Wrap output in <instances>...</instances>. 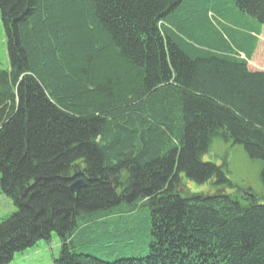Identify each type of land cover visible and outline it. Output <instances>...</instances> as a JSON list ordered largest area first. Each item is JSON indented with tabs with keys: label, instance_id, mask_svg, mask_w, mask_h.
Returning <instances> with one entry per match:
<instances>
[{
	"label": "trees",
	"instance_id": "trees-1",
	"mask_svg": "<svg viewBox=\"0 0 264 264\" xmlns=\"http://www.w3.org/2000/svg\"><path fill=\"white\" fill-rule=\"evenodd\" d=\"M0 17V264L52 232V264H264V196L178 189L234 186L201 160L213 139L264 184V0H0Z\"/></svg>",
	"mask_w": 264,
	"mask_h": 264
},
{
	"label": "rangeland",
	"instance_id": "rangeland-1",
	"mask_svg": "<svg viewBox=\"0 0 264 264\" xmlns=\"http://www.w3.org/2000/svg\"><path fill=\"white\" fill-rule=\"evenodd\" d=\"M5 38V29L0 17V69L8 68ZM252 60L253 63L258 61L264 66V27L258 36L255 52L249 62L252 63ZM201 160L220 166L225 172L226 179L234 186L229 187L225 183L218 184L215 182V177H211L205 182H195L184 174H180L178 189L182 196L189 194L207 195L218 190L232 194L239 189H250L251 194H256L260 198L264 196V184L259 177L262 162L249 159L240 145L224 142L221 139H213L208 151L201 156ZM258 202L262 203L264 199H259ZM14 211L15 208L11 200L0 192V220ZM59 250V238L56 233L52 232L48 240H39L34 246L15 253L9 264H52L53 260L59 256Z\"/></svg>",
	"mask_w": 264,
	"mask_h": 264
},
{
	"label": "water",
	"instance_id": "water-1",
	"mask_svg": "<svg viewBox=\"0 0 264 264\" xmlns=\"http://www.w3.org/2000/svg\"><path fill=\"white\" fill-rule=\"evenodd\" d=\"M83 185V181L81 179H76L69 185V189L72 192H76Z\"/></svg>",
	"mask_w": 264,
	"mask_h": 264
}]
</instances>
